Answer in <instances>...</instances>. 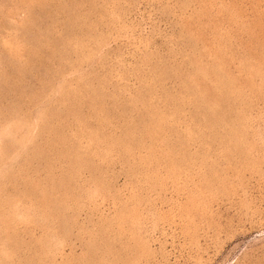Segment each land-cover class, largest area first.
I'll return each instance as SVG.
<instances>
[{
  "label": "rangeland",
  "instance_id": "374dc122",
  "mask_svg": "<svg viewBox=\"0 0 264 264\" xmlns=\"http://www.w3.org/2000/svg\"><path fill=\"white\" fill-rule=\"evenodd\" d=\"M0 264H264V0H0Z\"/></svg>",
  "mask_w": 264,
  "mask_h": 264
}]
</instances>
